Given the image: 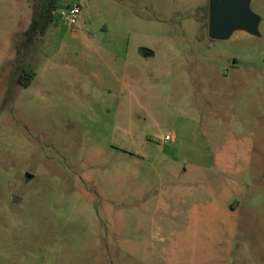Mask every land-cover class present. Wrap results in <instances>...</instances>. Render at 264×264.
<instances>
[{"label": "rangeland", "instance_id": "rangeland-1", "mask_svg": "<svg viewBox=\"0 0 264 264\" xmlns=\"http://www.w3.org/2000/svg\"><path fill=\"white\" fill-rule=\"evenodd\" d=\"M33 4L0 0V106ZM73 4L0 110V264H264V0L225 40L209 0Z\"/></svg>", "mask_w": 264, "mask_h": 264}, {"label": "trees", "instance_id": "trees-1", "mask_svg": "<svg viewBox=\"0 0 264 264\" xmlns=\"http://www.w3.org/2000/svg\"><path fill=\"white\" fill-rule=\"evenodd\" d=\"M60 1L34 0L31 22L28 28L20 33L17 40V57L12 61V80L0 110L11 100L15 84L20 83L26 86L34 79L35 72L28 69L27 57L35 39L45 34L49 27L57 21L56 12L59 9Z\"/></svg>", "mask_w": 264, "mask_h": 264}, {"label": "water", "instance_id": "water-1", "mask_svg": "<svg viewBox=\"0 0 264 264\" xmlns=\"http://www.w3.org/2000/svg\"><path fill=\"white\" fill-rule=\"evenodd\" d=\"M252 0H209L208 34L212 39L225 40L236 30L260 35L261 17L251 7ZM15 201L21 198L13 196Z\"/></svg>", "mask_w": 264, "mask_h": 264}, {"label": "built area", "instance_id": "built-area-1", "mask_svg": "<svg viewBox=\"0 0 264 264\" xmlns=\"http://www.w3.org/2000/svg\"><path fill=\"white\" fill-rule=\"evenodd\" d=\"M59 15L64 18L70 26H75L78 23V19L81 13L80 4H73L67 6L66 9H58ZM166 140L171 138L170 135H167Z\"/></svg>", "mask_w": 264, "mask_h": 264}, {"label": "crops", "instance_id": "crops-1", "mask_svg": "<svg viewBox=\"0 0 264 264\" xmlns=\"http://www.w3.org/2000/svg\"><path fill=\"white\" fill-rule=\"evenodd\" d=\"M236 253L237 264H256L254 246H238Z\"/></svg>", "mask_w": 264, "mask_h": 264}]
</instances>
